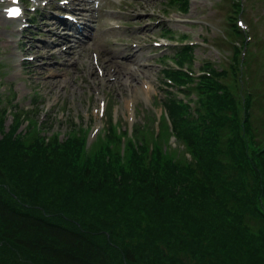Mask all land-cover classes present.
Wrapping results in <instances>:
<instances>
[{
	"label": "rangeland",
	"instance_id": "obj_1",
	"mask_svg": "<svg viewBox=\"0 0 264 264\" xmlns=\"http://www.w3.org/2000/svg\"><path fill=\"white\" fill-rule=\"evenodd\" d=\"M167 1L133 3L123 14H108L105 9L118 8L99 3V9L84 23L89 27L81 26L89 37L80 52L56 59V53L68 52L74 38L62 43L60 35L64 34L59 35L56 25L49 23L50 12L67 9L69 5H61L63 0H0V138L17 140L22 148L32 146L34 153L45 155L53 139H66L65 153L76 150L71 160L80 159L81 169L86 156L92 160L102 158L103 162L122 163L126 171L139 179L149 168L146 163L150 149L164 153L162 161L190 163L189 150L182 142L173 140L171 121L160 106L170 91L163 80V69L172 63L159 60L161 56L175 59L177 54L189 52L190 57H184L185 67L194 77L204 70L222 71L220 83L237 97L241 120L244 115L239 95L246 100L248 139L262 149L264 0H253L251 11V5L246 3V11L240 16L238 12L231 13L233 8L241 7L240 0H187L185 12L178 1ZM16 2L22 6L23 16L19 21H9L7 8ZM112 21L121 28H109ZM232 23L239 34H235ZM251 27L255 28L250 30ZM179 33L187 34V43L194 47H170L176 45L173 40L178 39ZM123 38H127L128 49L115 44ZM154 42L161 47H154ZM46 48L49 51L44 54ZM233 50L243 51L239 67L240 52L232 55ZM90 53L103 57V61H90ZM124 54L128 58L121 57ZM194 86L187 84L189 94H195ZM34 93H38L41 102L32 100ZM189 99L196 100L192 96ZM15 104L16 109L12 110ZM111 125L121 135L104 134ZM226 139L227 134L221 138ZM71 140L82 142L70 146ZM35 143L42 144L40 151ZM112 176L117 182L116 170ZM181 191L190 192L187 188Z\"/></svg>",
	"mask_w": 264,
	"mask_h": 264
},
{
	"label": "trees",
	"instance_id": "obj_2",
	"mask_svg": "<svg viewBox=\"0 0 264 264\" xmlns=\"http://www.w3.org/2000/svg\"><path fill=\"white\" fill-rule=\"evenodd\" d=\"M220 91L203 127L167 106L196 168L159 162L144 181L0 139V264H264V151L248 154Z\"/></svg>",
	"mask_w": 264,
	"mask_h": 264
},
{
	"label": "bare ground",
	"instance_id": "obj_3",
	"mask_svg": "<svg viewBox=\"0 0 264 264\" xmlns=\"http://www.w3.org/2000/svg\"><path fill=\"white\" fill-rule=\"evenodd\" d=\"M81 1H85V0H81ZM61 42V41H60ZM70 50H72V47L70 48ZM47 84H49V83H47Z\"/></svg>",
	"mask_w": 264,
	"mask_h": 264
},
{
	"label": "snow or ice",
	"instance_id": "obj_4",
	"mask_svg": "<svg viewBox=\"0 0 264 264\" xmlns=\"http://www.w3.org/2000/svg\"><path fill=\"white\" fill-rule=\"evenodd\" d=\"M18 13L17 12H14L13 15H17Z\"/></svg>",
	"mask_w": 264,
	"mask_h": 264
}]
</instances>
